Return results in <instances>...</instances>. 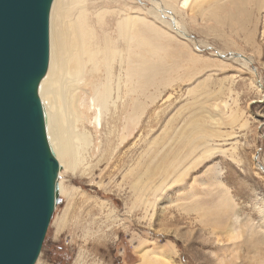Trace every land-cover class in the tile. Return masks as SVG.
<instances>
[{
    "label": "rangeland",
    "instance_id": "1",
    "mask_svg": "<svg viewBox=\"0 0 264 264\" xmlns=\"http://www.w3.org/2000/svg\"><path fill=\"white\" fill-rule=\"evenodd\" d=\"M123 1L154 6L89 9ZM233 1L154 6L164 68L139 123L120 140L102 117L93 154L59 170L33 264H264V6Z\"/></svg>",
    "mask_w": 264,
    "mask_h": 264
},
{
    "label": "bare ground",
    "instance_id": "2",
    "mask_svg": "<svg viewBox=\"0 0 264 264\" xmlns=\"http://www.w3.org/2000/svg\"><path fill=\"white\" fill-rule=\"evenodd\" d=\"M151 1L158 7L159 0ZM190 1L164 3L185 8ZM255 1L264 6V0ZM123 2L125 8L90 10L91 5L99 6L96 0L51 1L48 65L37 91L46 139L59 165L57 173L63 166L75 169L93 154L102 117L113 122L109 131L119 132L120 140L132 134L145 109L142 84L164 68L165 57L157 58L163 49L152 38L165 35L169 23L154 6L143 9L131 1ZM109 16L114 22H108ZM202 131L199 126L193 129L194 133ZM175 168L171 166L165 173ZM56 189L63 191L58 181Z\"/></svg>",
    "mask_w": 264,
    "mask_h": 264
},
{
    "label": "water",
    "instance_id": "3",
    "mask_svg": "<svg viewBox=\"0 0 264 264\" xmlns=\"http://www.w3.org/2000/svg\"><path fill=\"white\" fill-rule=\"evenodd\" d=\"M52 0H0V264H33L57 194L37 87Z\"/></svg>",
    "mask_w": 264,
    "mask_h": 264
},
{
    "label": "trees",
    "instance_id": "4",
    "mask_svg": "<svg viewBox=\"0 0 264 264\" xmlns=\"http://www.w3.org/2000/svg\"><path fill=\"white\" fill-rule=\"evenodd\" d=\"M63 250H64V247L62 244H60V245H56V247L51 250V253L54 254L55 256L57 255V256L61 257L64 255Z\"/></svg>",
    "mask_w": 264,
    "mask_h": 264
},
{
    "label": "crops",
    "instance_id": "5",
    "mask_svg": "<svg viewBox=\"0 0 264 264\" xmlns=\"http://www.w3.org/2000/svg\"><path fill=\"white\" fill-rule=\"evenodd\" d=\"M146 264H151V263H149V262H147V260H146V262H145Z\"/></svg>",
    "mask_w": 264,
    "mask_h": 264
}]
</instances>
